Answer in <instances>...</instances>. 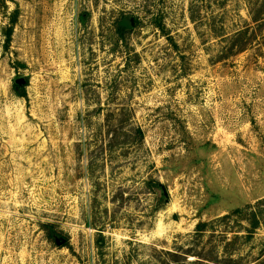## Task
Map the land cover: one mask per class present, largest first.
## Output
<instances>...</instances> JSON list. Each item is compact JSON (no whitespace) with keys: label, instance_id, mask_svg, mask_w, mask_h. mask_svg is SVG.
<instances>
[{"label":"rangeland","instance_id":"rangeland-1","mask_svg":"<svg viewBox=\"0 0 264 264\" xmlns=\"http://www.w3.org/2000/svg\"><path fill=\"white\" fill-rule=\"evenodd\" d=\"M263 199L264 0H0V264H264Z\"/></svg>","mask_w":264,"mask_h":264},{"label":"trees","instance_id":"trees-1","mask_svg":"<svg viewBox=\"0 0 264 264\" xmlns=\"http://www.w3.org/2000/svg\"><path fill=\"white\" fill-rule=\"evenodd\" d=\"M131 27H132V23L131 22H129L127 20L121 22V25L118 27V35H119V37H121L120 39H123L124 35L126 34L127 31H129L131 29ZM8 35H9V38H8V43H9V41L11 39V30L9 31ZM157 186L159 188H161L162 191L165 194V188L160 186V185H157ZM247 213L248 212H247L246 209H238L233 214L222 218V220H226L228 218H232V217H235V216H237V217L240 216L241 219H247L250 222V232L249 233H250V235H253V233H255V231H257L260 227L263 226V221H264V199L261 200L260 202H258L256 208H252L251 209V211L249 212V215ZM242 215L243 216L246 215V216H248V218H244ZM203 228H204L203 225L198 226V231H200ZM190 253H191V251L188 250V251H186V253H184L185 256H183L182 254L179 255V253H177V252L169 253V254H171L172 257L177 258V259H180V257H183V258L186 259V258H188L186 255H189Z\"/></svg>","mask_w":264,"mask_h":264},{"label":"water","instance_id":"water-1","mask_svg":"<svg viewBox=\"0 0 264 264\" xmlns=\"http://www.w3.org/2000/svg\"><path fill=\"white\" fill-rule=\"evenodd\" d=\"M15 83H16V85L21 87V86H25L27 81L24 78H21V79L16 80ZM64 243H65V241H62L61 243L58 242V244H64Z\"/></svg>","mask_w":264,"mask_h":264}]
</instances>
